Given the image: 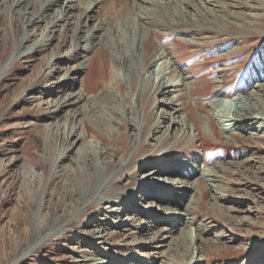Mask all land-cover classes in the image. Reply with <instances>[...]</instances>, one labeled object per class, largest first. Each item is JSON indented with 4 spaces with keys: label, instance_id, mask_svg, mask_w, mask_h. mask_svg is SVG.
I'll list each match as a JSON object with an SVG mask.
<instances>
[{
    "label": "rangeland",
    "instance_id": "1",
    "mask_svg": "<svg viewBox=\"0 0 264 264\" xmlns=\"http://www.w3.org/2000/svg\"><path fill=\"white\" fill-rule=\"evenodd\" d=\"M30 1L38 9L44 0ZM87 1L44 34L50 16L28 25L26 3L0 7V264H187L201 222L207 232L194 255L206 254L203 264H264V129L229 135L221 122L240 108L264 115V0H218L197 12L161 5L143 19H133L138 5L114 9L104 1L92 13L102 30L86 70L58 92L56 83L66 81V68L73 76L74 57L87 45L76 26ZM161 45L194 82L187 99L171 89L166 96L176 109L187 101L199 133L184 117L163 135L162 122L180 113H161L158 103L157 78L170 85L176 77ZM81 86L90 102L77 104L85 109L69 126L79 122L87 131L66 139L55 105ZM179 158L189 159L180 165ZM217 162L226 170L216 184L205 171ZM159 166L201 170L192 208L178 204L179 190L165 185L166 176L148 177ZM169 209L190 223L173 238L157 220ZM167 246L173 249L165 256Z\"/></svg>",
    "mask_w": 264,
    "mask_h": 264
},
{
    "label": "bare ground",
    "instance_id": "2",
    "mask_svg": "<svg viewBox=\"0 0 264 264\" xmlns=\"http://www.w3.org/2000/svg\"><path fill=\"white\" fill-rule=\"evenodd\" d=\"M77 1H79V0H63L62 3L60 4L61 0H44L41 2V4L39 3L40 6L38 9H34L32 7L33 3H30V6H29V2H33L30 0H12V5H13V9L16 10V8L19 9L21 5L26 3L25 5H26V7L28 6L29 9H28V13H22V20L24 22H28V25H36V24H38V22L43 20V18L50 16V18H52V21L49 24L45 25L43 27V29H41V31H40L41 34H44L45 32H53L56 29V27L58 25H60L59 22H62L64 20H67L68 18H70L68 13L71 12V10L76 7V4L78 3ZM104 1L105 2H111L114 9L118 8L119 2L124 4V8L126 10H131V9L135 8V5L136 6L138 5L139 11L133 13V19L134 18L143 19V15H145L146 12H149L152 14L155 11V9H157L158 6H161V5L168 8L169 10L170 9H176V10L180 11V10H182V8H190L194 12H197V10L199 8H203V7L208 8L209 6H211V7L217 6L218 0H88L86 2V5L83 6V12L81 14H79V16L77 17L78 20L76 21V26L77 27L79 26V29H80L78 38L81 41L87 40V45L82 46L81 51L78 52L76 54V56L74 57L76 65L74 66L73 69L70 70V75L72 74L73 76L69 77V74H68L69 69L66 68V70H65V73L67 74L66 81H64V82L58 81L56 83V88H58L57 89L58 92L65 89V86H67V84L69 82L73 84L72 81H74L75 79L78 80L80 78V74L86 70V68H87L86 57L88 54V49H89V47L94 48L96 46V44H97L96 39L98 38L99 32L102 30V27L100 25V21L95 23L94 21H96L97 19L96 18L92 19V17H93L92 13H94L95 9H97L99 4L104 2ZM4 2H5V0H0V7L4 4ZM171 3H174V6ZM185 40H187V39H185ZM89 44H90V46H88ZM20 50H21L20 47H18L14 54H16ZM159 51H160V55L162 57H165L169 60L167 67L172 68L176 74L174 81H172V83L170 85L168 84L167 81H163V80L161 81V77L157 78V84H159V89H158L159 92L157 93V95L160 96L159 97L160 100L158 103L162 104L161 113L165 112V110H167L168 114H172V115H173V113H177V112L180 113L179 115H176L175 117L171 118V120L166 125L163 124V122H162V128H164L163 135L167 131H171L173 126L175 129V126L179 125L181 121L185 120V118L190 119L192 121L193 125L195 126L196 132L199 133V127L197 126V122L190 115V113L185 111L186 107L188 106L187 101H186V103H184L183 107L176 109L175 105H174V101L171 98L170 99L167 98V96H166L167 91H169L168 89H171V90H173V92H177V93L179 92L178 94H174V97L180 98V94H181L184 96V98L187 99L189 96H191L195 93L193 86H192L194 84V82H192L191 77L188 76L183 70H177L176 62H175L173 55H171V53L168 51V49H166V47L164 45L160 46ZM161 74L162 73H159V76ZM113 82H116L115 78H114ZM77 83L78 82H76V84ZM252 85L253 84H251V86ZM79 89L80 90H77L75 92H73V91L68 92V90H67L65 93V99L63 101L57 102V104L55 105L56 109L54 110V115L59 114V112L61 113L60 115H58L59 117L56 121V125H57V127H60L63 129V133H64V135H66V139H68V138L71 139V138L75 137V140H80L83 138L84 130L87 131V128L85 127V125L84 124L81 125V124H79V122H78V124L75 123V124H72L71 126H69V122L74 117V115L75 114L76 115L82 114L84 109H85L84 107H80V105H78V107H77V104L80 101L81 102L83 101V103L87 102V101L90 102V100L87 97H85L83 86H81ZM217 97L218 96H216L214 99L210 98V100L212 99L211 101L215 102L217 100L216 99ZM88 105H89V103H88ZM196 105H198V103ZM69 106L70 107L72 106V107L70 109H68L67 111H65V109ZM198 107L203 108L202 106H198ZM257 109L255 108V110H249L248 108L247 109L246 108H240L236 114L231 115L233 118H229V120L226 118V116L229 117L228 114H226V116L223 117L221 120L222 127L224 128L225 131L228 130L229 135L231 134L229 130H233V129H238L241 131L248 132V134H250V136L256 135L258 133V131L261 132L264 129V115L262 114V112L258 111L259 109L258 110ZM198 116L201 117V114ZM110 122L114 124V123H116V120L110 119ZM170 124L172 127L169 126ZM82 128L84 129L83 132H82ZM112 129H113V127H112ZM181 129L183 131H185L186 129H188V127L187 126L183 127V125L181 124ZM253 130H255V132H253ZM80 149H83V148H80ZM80 149H79V151H80ZM64 150H65V148H63L62 151H64ZM186 155L188 157V154H186ZM165 157L166 156H162L160 159H156V161L159 163V160H163ZM187 159H189V158H186V159L179 158L178 161H176V162H178L180 165L182 163H184V165H185L188 162ZM199 165H202V163H199ZM169 166L168 167L159 166L157 168H154L151 172L148 173V177H152V176L155 177L157 175H161L163 177L166 176L167 180H166V182L164 181L165 185H168L167 187L172 189V190H176V189L179 190L176 193L178 204H181L182 201H184V203L186 202L184 204V207L192 208V204L194 202L191 199V193L194 191V189L196 187L202 192L201 181L199 178L196 177L197 174H200L201 170L199 169L198 171H191V172L185 173V170H183V167L181 168V170H179L176 167H169ZM225 170H226L225 164L220 163V162L215 163L213 166L208 167L207 170L205 171V174L208 177L207 180H212V181L216 182V184H217L219 182L217 172L225 171ZM173 175H175V178H174L175 180L178 178L177 182H173V181L169 182L168 181L170 178H172ZM211 177H214V178L211 179ZM210 187L211 188L216 187V185H211ZM149 191L150 190H146L144 193H148ZM180 191H182V192H180ZM129 197L130 198L133 197V193H130ZM212 197L214 199H219V200L224 199L222 194H220L219 196H216V194L213 193ZM122 198H123L122 204H125V202H127L126 200L129 199L126 196H122ZM167 201H170L169 197H166V201H164V203H166V205L169 204V203H167ZM178 206H180V205H178ZM119 207H121V206H119ZM187 208H185V210ZM177 209H179V208H177ZM162 212H164L163 215L159 216L157 218V220L163 222L164 226L161 228V231L165 235H168L167 237L171 236L170 233L177 226H182L179 229H181V231H183L184 230L183 227L186 228L190 224V223H186L187 220L185 219V216L183 214L179 213L178 210L176 211V209H174V210L169 209L168 211L162 210ZM173 215L174 216L177 215L176 218H173L172 217ZM181 215H183V216H181ZM197 225H198L197 229L195 228V236H194V240L192 243L193 245H192V247H189L190 248V255H189L190 259L188 260L187 264H203V262L207 259V256L204 253H201V255H197V254L194 255L195 254L194 252L197 251V248H198L197 242L198 241L202 242L203 235L207 232V225L205 222H201ZM170 238H173V237H170ZM183 238H184V236H183ZM156 239H157V237H156ZM174 241L175 240H173V243H174ZM176 241L180 243L183 240H182V238H180V239H176ZM156 242H158V241H156ZM166 248L167 249L163 250L162 253L165 256L171 255L173 248H171V247L169 248L168 246ZM186 251H187V249H186ZM186 253H188V252H186ZM104 263H105V261L102 262V264H104Z\"/></svg>",
    "mask_w": 264,
    "mask_h": 264
}]
</instances>
